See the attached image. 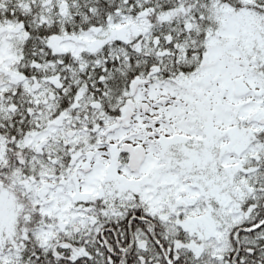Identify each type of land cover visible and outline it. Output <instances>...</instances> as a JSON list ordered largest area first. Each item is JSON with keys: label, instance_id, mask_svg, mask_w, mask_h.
I'll use <instances>...</instances> for the list:
<instances>
[{"label": "snow or ice", "instance_id": "6c2138e0", "mask_svg": "<svg viewBox=\"0 0 264 264\" xmlns=\"http://www.w3.org/2000/svg\"><path fill=\"white\" fill-rule=\"evenodd\" d=\"M0 264H264V0H0Z\"/></svg>", "mask_w": 264, "mask_h": 264}]
</instances>
